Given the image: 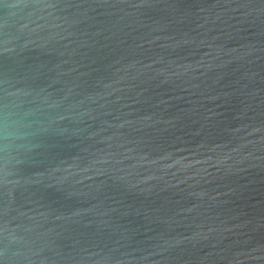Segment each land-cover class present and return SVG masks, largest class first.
Wrapping results in <instances>:
<instances>
[{
	"label": "water",
	"instance_id": "obj_1",
	"mask_svg": "<svg viewBox=\"0 0 264 264\" xmlns=\"http://www.w3.org/2000/svg\"><path fill=\"white\" fill-rule=\"evenodd\" d=\"M0 264H264V0H0Z\"/></svg>",
	"mask_w": 264,
	"mask_h": 264
}]
</instances>
